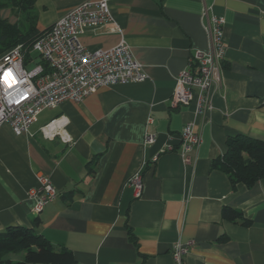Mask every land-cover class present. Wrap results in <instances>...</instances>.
I'll return each mask as SVG.
<instances>
[{
  "label": "crops",
  "instance_id": "1",
  "mask_svg": "<svg viewBox=\"0 0 264 264\" xmlns=\"http://www.w3.org/2000/svg\"><path fill=\"white\" fill-rule=\"evenodd\" d=\"M81 2L36 0L39 30ZM109 5L121 33L111 25L89 27L82 44L90 51L109 49L123 37L148 77L44 109L29 133L18 135L9 124L0 128V231L35 228L55 248L71 250L77 264H179L172 246L189 241L181 264H264V177L233 189L229 176L212 167L230 137L264 140V0ZM213 16L225 20V56L221 86L201 114L197 96L188 106L174 105L172 97L178 75L195 68L194 52H210L206 25ZM0 17L19 20L11 7L0 8ZM55 119L61 125L46 136L42 128ZM188 123L200 137L190 163L181 155ZM147 133L155 135L153 143H146ZM38 172L58 195L36 213L29 190ZM137 173L140 197L130 185ZM225 206L243 218H224ZM3 255L20 260L24 252Z\"/></svg>",
  "mask_w": 264,
  "mask_h": 264
},
{
  "label": "built area",
  "instance_id": "2",
  "mask_svg": "<svg viewBox=\"0 0 264 264\" xmlns=\"http://www.w3.org/2000/svg\"><path fill=\"white\" fill-rule=\"evenodd\" d=\"M223 17L213 16L206 29L210 38V52L197 50L191 66L177 77L172 102L177 106L190 105L197 96L196 108L204 113L211 108L210 97L221 86V62L225 56ZM121 33L110 10L109 0H82L71 8L54 25L35 40L32 52L37 59L28 60L26 49L19 44L0 56V128L9 124L20 135L29 133L39 114L47 108H56L65 101L80 102L102 86L129 82H142L148 75L135 58L130 46L122 37L109 49L88 50L81 36L89 27L103 28ZM11 69L16 83L8 87L2 73ZM152 119H149L151 122ZM53 120L42 128L49 136L60 124ZM65 142L71 139L61 134ZM181 155L186 163L192 161L191 153L198 146L200 137L193 124L188 123L181 134ZM155 135L146 134V143H153ZM171 150L172 147H169ZM157 157L154 158V161ZM37 185L29 190L34 199V212L39 213L58 195L51 179L41 172L36 174ZM136 197L143 190V178L137 173L130 180ZM192 241L177 242L172 246V256L179 264L188 253Z\"/></svg>",
  "mask_w": 264,
  "mask_h": 264
},
{
  "label": "trees",
  "instance_id": "3",
  "mask_svg": "<svg viewBox=\"0 0 264 264\" xmlns=\"http://www.w3.org/2000/svg\"><path fill=\"white\" fill-rule=\"evenodd\" d=\"M36 0H0V8H18L22 17L12 24L0 17V56L19 44L26 49L28 60L37 59L32 52L35 40L44 31L37 26L34 9ZM212 167L225 172L231 186L236 189L242 183L253 186L264 177V140L238 134L227 141V151L213 161ZM222 216L238 221L242 213L225 206ZM4 252H24L23 259L14 260L3 255ZM0 264H77L73 252L65 247L55 248L47 237L35 228L10 225L0 231Z\"/></svg>",
  "mask_w": 264,
  "mask_h": 264
},
{
  "label": "snow or ice",
  "instance_id": "4",
  "mask_svg": "<svg viewBox=\"0 0 264 264\" xmlns=\"http://www.w3.org/2000/svg\"><path fill=\"white\" fill-rule=\"evenodd\" d=\"M13 77L11 69L5 70L2 73L3 82L8 85V87H12L14 84L9 83L11 78Z\"/></svg>",
  "mask_w": 264,
  "mask_h": 264
},
{
  "label": "rangeland",
  "instance_id": "5",
  "mask_svg": "<svg viewBox=\"0 0 264 264\" xmlns=\"http://www.w3.org/2000/svg\"><path fill=\"white\" fill-rule=\"evenodd\" d=\"M13 10H14V12L15 13H17L18 14V17H19V19L22 17V14H21V12L20 13H18V11H16V8L15 7H11ZM19 21V20H18ZM22 259H23V257H22Z\"/></svg>",
  "mask_w": 264,
  "mask_h": 264
},
{
  "label": "clouds",
  "instance_id": "6",
  "mask_svg": "<svg viewBox=\"0 0 264 264\" xmlns=\"http://www.w3.org/2000/svg\"><path fill=\"white\" fill-rule=\"evenodd\" d=\"M9 83H13V84H15V83H16V78L13 76V77L11 78V80L9 81Z\"/></svg>",
  "mask_w": 264,
  "mask_h": 264
}]
</instances>
